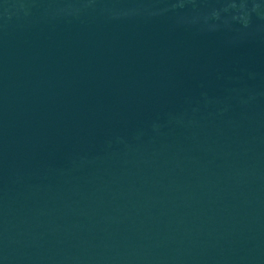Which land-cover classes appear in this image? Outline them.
Returning a JSON list of instances; mask_svg holds the SVG:
<instances>
[{
    "label": "water",
    "instance_id": "1",
    "mask_svg": "<svg viewBox=\"0 0 264 264\" xmlns=\"http://www.w3.org/2000/svg\"><path fill=\"white\" fill-rule=\"evenodd\" d=\"M0 264H264V0H0Z\"/></svg>",
    "mask_w": 264,
    "mask_h": 264
}]
</instances>
